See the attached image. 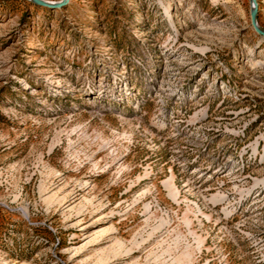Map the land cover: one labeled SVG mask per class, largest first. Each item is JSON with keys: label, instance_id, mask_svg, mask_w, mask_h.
<instances>
[{"label": "rangeland", "instance_id": "obj_1", "mask_svg": "<svg viewBox=\"0 0 264 264\" xmlns=\"http://www.w3.org/2000/svg\"><path fill=\"white\" fill-rule=\"evenodd\" d=\"M0 264H264L250 0H0Z\"/></svg>", "mask_w": 264, "mask_h": 264}, {"label": "water", "instance_id": "obj_2", "mask_svg": "<svg viewBox=\"0 0 264 264\" xmlns=\"http://www.w3.org/2000/svg\"><path fill=\"white\" fill-rule=\"evenodd\" d=\"M33 1L34 3L44 6V7H48V8H61L64 7L67 2L69 0H62L60 2H47L44 0H30ZM251 3V22H252V26L255 29V31L261 35L262 37H264V29L259 25L258 23V3L257 0H250Z\"/></svg>", "mask_w": 264, "mask_h": 264}]
</instances>
